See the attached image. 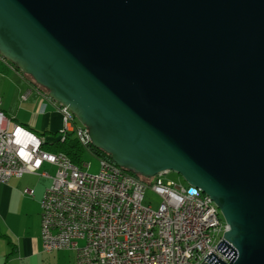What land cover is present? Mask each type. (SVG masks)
Instances as JSON below:
<instances>
[{"label":"water","instance_id":"obj_1","mask_svg":"<svg viewBox=\"0 0 264 264\" xmlns=\"http://www.w3.org/2000/svg\"><path fill=\"white\" fill-rule=\"evenodd\" d=\"M0 54L116 165L212 199L229 259L199 264H264V0H0Z\"/></svg>","mask_w":264,"mask_h":264},{"label":"built area","instance_id":"obj_2","mask_svg":"<svg viewBox=\"0 0 264 264\" xmlns=\"http://www.w3.org/2000/svg\"><path fill=\"white\" fill-rule=\"evenodd\" d=\"M57 108L63 120L58 138L73 133L98 159L96 173L88 172L89 162L77 166L65 154L43 149L44 137L12 122L0 97V186L24 174L52 180L40 202L45 251L72 249L74 264H199L213 254L228 261L218 248L223 226L210 197L194 186L165 180L168 171L147 182L95 155L87 128L66 106ZM50 166L53 176L45 168ZM148 188L161 198L156 209L144 203Z\"/></svg>","mask_w":264,"mask_h":264},{"label":"crops","instance_id":"obj_3","mask_svg":"<svg viewBox=\"0 0 264 264\" xmlns=\"http://www.w3.org/2000/svg\"><path fill=\"white\" fill-rule=\"evenodd\" d=\"M43 93L0 54L1 108L12 122L52 141L63 126L62 114L57 103ZM37 176L24 174L0 186V264H28L27 260L46 253L40 233V202L49 185L42 184ZM26 188L33 191L32 195L24 191Z\"/></svg>","mask_w":264,"mask_h":264},{"label":"rangeland","instance_id":"obj_4","mask_svg":"<svg viewBox=\"0 0 264 264\" xmlns=\"http://www.w3.org/2000/svg\"><path fill=\"white\" fill-rule=\"evenodd\" d=\"M78 125L81 126V124L77 121ZM50 140V139H49ZM84 162H89L90 166L88 168V172L90 173H96L99 169V161L96 157L91 155L89 152L86 151L83 157ZM47 169V172L50 176H53L55 173L54 167H45ZM42 184L50 185L51 178H43ZM35 179L34 177H32ZM163 178L165 180L171 181L175 185H181V186H187L188 183L185 181V179L174 171H168L165 175H163ZM161 202V198L155 194L150 188L146 189L144 192V203L150 204L153 209H156L158 205ZM79 246L84 245L83 240L78 241ZM46 253L35 257L33 259L27 260L28 264H74L75 263V251L72 249H62V250H54V252L50 253L45 251ZM26 262V263H27Z\"/></svg>","mask_w":264,"mask_h":264},{"label":"trees","instance_id":"obj_5","mask_svg":"<svg viewBox=\"0 0 264 264\" xmlns=\"http://www.w3.org/2000/svg\"><path fill=\"white\" fill-rule=\"evenodd\" d=\"M27 75V74H25ZM32 81L33 79L27 75ZM34 82V81H33ZM37 85V84H36ZM40 87L44 92H47L45 88L37 85ZM43 149L46 151L52 152V153H63L66 156L69 157V159L79 166L83 162L84 154L86 153V150L80 145V143L77 141V139L74 137L73 133H68L62 140L60 138L53 139L52 141H45L42 145ZM90 150L97 156L106 158L110 161V156L102 151L101 149H97L94 147H90ZM134 176L140 178L143 181L150 182L151 178L144 177L140 174L133 173L129 171Z\"/></svg>","mask_w":264,"mask_h":264},{"label":"bare ground","instance_id":"obj_6","mask_svg":"<svg viewBox=\"0 0 264 264\" xmlns=\"http://www.w3.org/2000/svg\"><path fill=\"white\" fill-rule=\"evenodd\" d=\"M88 143H89V146L91 147L92 145H91V143H90L89 136H88ZM207 197H209V196L207 195ZM211 205H212V207L215 208V211H216L217 214L219 215V219L221 220V225L223 226V232H224L225 230L228 229V225H227V224L225 223V221L223 220V218H222V216H221V214H220L218 208L216 207V205L214 204V202L212 201V199H211Z\"/></svg>","mask_w":264,"mask_h":264}]
</instances>
